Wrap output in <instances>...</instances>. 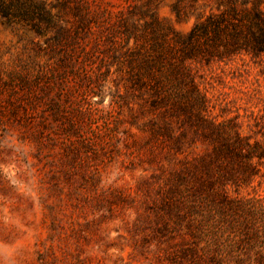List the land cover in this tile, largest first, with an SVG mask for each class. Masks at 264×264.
Listing matches in <instances>:
<instances>
[{
	"label": "trees",
	"instance_id": "16d2710c",
	"mask_svg": "<svg viewBox=\"0 0 264 264\" xmlns=\"http://www.w3.org/2000/svg\"><path fill=\"white\" fill-rule=\"evenodd\" d=\"M158 2L127 1L112 38L96 37L88 44L76 41L80 32L91 28L95 14L76 4L70 39L57 35L52 46L47 45L50 59L28 85L47 99L52 122H61V173L67 180L81 167L82 154L94 158L100 146L119 140L118 124L109 128L108 141L93 124L110 113L101 106L106 76L124 78L123 91L115 84L109 106L128 110L129 126L137 133H123L129 145L147 151L145 162L154 170L150 178L157 185L144 184L142 210L117 187L99 192L96 202L105 208V219L113 217L114 205L133 210V229L147 230L142 239L162 245L169 264H264V222L257 220L258 206L254 199L243 200L228 190L249 182L255 174L250 162L264 157V147L252 135L240 133L233 118L216 122L207 89L197 77L202 65L242 56L264 58V14L248 7L246 0H174L171 11L177 19L208 9L181 35L156 18ZM17 3L0 0V14L13 16L19 9L12 4ZM94 96L98 100H92ZM134 105L148 117L145 121H137ZM200 139L212 148L206 158L198 156L188 166V141ZM91 180L99 184V168H94Z\"/></svg>",
	"mask_w": 264,
	"mask_h": 264
},
{
	"label": "rangeland",
	"instance_id": "374dc122",
	"mask_svg": "<svg viewBox=\"0 0 264 264\" xmlns=\"http://www.w3.org/2000/svg\"><path fill=\"white\" fill-rule=\"evenodd\" d=\"M127 1L18 0L12 4L13 9H19L16 14H0V264H169L162 245L142 239L147 230L133 229V210L114 205L113 217L106 220L105 208L96 202L102 196L99 192L117 187L142 210L141 189L145 183H154L150 178L154 170L145 162L147 151L129 145L123 133H137L129 126L128 110L109 106L115 84L123 91L124 78L106 76L101 106L110 113L93 124L105 141L112 136L109 128L118 124L119 140H109L105 148L99 145L94 158L89 152L88 156L82 154L81 167L73 169L67 180L59 164L63 154L60 139L64 138L58 129L61 122H52L47 99L28 85L49 58L47 45L52 46L53 37L72 36L74 5L85 6L95 14L91 28L80 32L76 41L88 44L96 37L105 41L112 38L119 25V11H125ZM173 1L159 0L153 11L162 25L181 35L189 32L199 13L208 12L199 8L177 19L171 11ZM246 1L248 7L264 14V0ZM197 77L207 89L209 112L216 122L233 118L240 133L252 135L264 147V58L242 56L227 63L202 65ZM35 90L36 96L31 93ZM133 110L138 122L148 118L136 105ZM211 148L208 140L188 141L187 165L198 156L206 158ZM94 168L101 174L96 186L91 180ZM250 168L255 174L249 182L238 188L230 185L228 190L243 200L254 199L260 217L257 220L262 224L264 157H254ZM171 247L168 245L169 253Z\"/></svg>",
	"mask_w": 264,
	"mask_h": 264
}]
</instances>
